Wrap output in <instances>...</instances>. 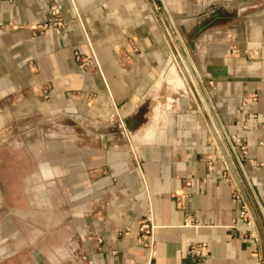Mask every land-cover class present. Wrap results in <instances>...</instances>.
I'll use <instances>...</instances> for the list:
<instances>
[{
    "label": "crops",
    "instance_id": "obj_1",
    "mask_svg": "<svg viewBox=\"0 0 264 264\" xmlns=\"http://www.w3.org/2000/svg\"><path fill=\"white\" fill-rule=\"evenodd\" d=\"M151 1L183 47L179 31L186 37L207 13L225 16L212 38L194 40V63L187 58L221 139L244 143L241 176L200 113L150 117L151 99L143 114L169 55L147 0H0V264H264V0ZM51 3L62 29L40 27ZM53 111L110 129L100 146L30 139L38 130L28 119ZM8 128L26 138L28 206L6 188V153L23 155L4 142ZM141 128L131 143L105 142ZM145 217L151 252L135 240ZM192 242L203 243L202 255Z\"/></svg>",
    "mask_w": 264,
    "mask_h": 264
},
{
    "label": "rangeland",
    "instance_id": "obj_2",
    "mask_svg": "<svg viewBox=\"0 0 264 264\" xmlns=\"http://www.w3.org/2000/svg\"><path fill=\"white\" fill-rule=\"evenodd\" d=\"M211 13H207L206 15L202 16L201 18L203 20L209 19ZM202 21V20H201ZM196 23H198L196 21ZM169 29V28H168ZM212 26L202 29L199 34H193V32H189L187 36L185 37V31L184 33L179 31L180 38L183 40V46H181V43L178 41V39L173 36V34L170 32V40L175 48V51L177 53V56L183 65L185 69V73L187 74V77L189 78L191 82V86L189 85L178 61L175 55L173 54L169 43H167L169 55L167 59V65L165 71L160 76V80L155 84L154 89L152 90V93L150 94V97L148 96L145 99V103L143 104V114L148 111V108L150 106V100L152 99V108L155 109L153 113H151L150 117H154L157 114H165V113H200L203 119V123L205 127L209 130H211L209 126L210 121L211 124L214 125L212 120L210 119L208 111H206V106L204 104V101L202 99L201 94L199 93V90L197 88V85L194 81V73L191 69L189 59L187 58V55L190 57V59L194 63V59L192 58L191 49L194 46V40L196 41L198 35L199 39L205 40V38H210L211 35H215L216 32L212 31ZM204 33V34H202ZM204 36V37H203ZM203 37V38H200ZM212 38V37H211ZM189 41L192 42V45H189ZM203 42V41H201ZM196 65V64H194ZM158 86V87H157ZM152 96V98H151ZM199 99V102L198 100ZM201 107L205 110V114L207 118L205 117L204 113L201 110ZM205 107V108H204ZM199 114V115H200ZM142 120V117H141ZM141 124V123H140ZM27 125H31L35 127L38 130L37 136L36 133L33 134L32 138H43L46 139L48 136L50 139H55L58 142L66 143L67 144H73L75 146H100L102 143V138L100 136V133L107 132V129L109 130V127L102 126L98 123H95L93 121H88L85 119L79 118L77 115H73L70 112L67 111H53L50 113H46V115H42V117H31L27 121ZM217 138L215 139V145L217 147V150L222 157V150H220V146L223 148L225 154L227 155V158L229 162L232 164V166L235 168L234 170L237 172L238 176L240 175V165L235 158L234 154L232 153V150L229 146L228 141H226L224 138L221 139L220 134L214 125L213 127ZM16 128H8V134L7 138L4 140L8 146L11 145H17L19 147L23 148V155L22 157L18 155L17 159H13V155L9 152L6 153V162H7V173H6V179L5 182L7 183L6 188L11 192H14L17 190V196L21 194V196L24 198L23 205L28 206L29 202L26 200V197H31V195L34 193V189L32 186L35 184L34 179L31 177H28L29 174V166H30V159L26 153L25 149V136L22 135L21 131H18V134L15 132ZM24 131V130H23ZM131 133H127V130H123L122 133H115L112 138L106 139V143L109 144L111 142L120 143L122 141L130 142L135 139L134 137H139L138 135L145 134L144 128H141V133L137 135H132L135 131H130ZM50 133V134H48ZM21 134V135H20ZM36 136V137H35ZM133 139H132V138ZM143 139V138H142ZM220 144V145H219ZM239 152V151H238ZM242 162V159H241ZM21 174L22 176L19 177L17 180L20 185L19 187H14L13 184L15 182L14 174ZM39 178V174L35 173L34 178ZM241 179V178H240ZM16 181V182H17ZM242 182V181H241ZM244 183V181H243ZM40 189V188H39ZM245 189V187H244ZM246 191V190H245ZM36 208V207H35Z\"/></svg>",
    "mask_w": 264,
    "mask_h": 264
},
{
    "label": "built area",
    "instance_id": "obj_3",
    "mask_svg": "<svg viewBox=\"0 0 264 264\" xmlns=\"http://www.w3.org/2000/svg\"><path fill=\"white\" fill-rule=\"evenodd\" d=\"M48 12L50 18L45 22L41 23L40 27L44 29L45 27L51 26L57 29H62L66 22L60 13L59 7L55 3H51L48 6ZM132 49L134 50V47H132ZM75 57L79 59L82 65H85L88 62L86 61V59L81 58L80 55L76 52H75ZM252 98H254V94L252 95ZM227 141L238 163L241 164V159L244 156L243 155L244 143L238 137H227ZM232 197L235 200L242 201L243 199L236 187L233 189ZM238 217H240L241 220L246 223L250 221V216L245 204H243L240 210L238 211ZM153 226L154 225L147 217L141 219L138 225L136 226V235H135L136 243L147 248L148 251L150 252L152 251L154 246ZM203 246H204L203 243H198V242L190 243V249L195 256H200L203 254V250H202Z\"/></svg>",
    "mask_w": 264,
    "mask_h": 264
},
{
    "label": "water",
    "instance_id": "obj_4",
    "mask_svg": "<svg viewBox=\"0 0 264 264\" xmlns=\"http://www.w3.org/2000/svg\"><path fill=\"white\" fill-rule=\"evenodd\" d=\"M147 1L150 3V6H151V8H152V10H153V12H154V14H155V17H156V19H157V21H158V23H159V25H160V27H161V29H162V32H163L164 35H166V38H167V40H168V36H167V34H165L166 32H165L164 25L162 24V21H161L159 15H158V13H157V11H156V9H155L153 3H152V1H151V0H147ZM224 18H225V16H220V15H214V16H213V15H212L209 19H206L202 24H200L199 26H197V27L195 28V31H194L193 34H194V35H195V34H199V32L202 31V29L207 28V27H210V26H213V25H216V24L220 23L221 21H223ZM189 45H192V42H191V41H189ZM220 150H221V149H220ZM221 153H222V155H223V151H222ZM225 161H226V163L228 164L227 160H225ZM227 164H226V165H227ZM227 168H228V170L231 171V173H232L233 168H232V166H231L230 164L227 165ZM233 172H234V171H233ZM240 191L242 192V193L240 192L241 195H242V198L245 197L243 190L241 189ZM243 200H244V203L248 206V209H249V211H250V213H251V215H252V217H253V219H254V222L256 223V216L254 215V211H253V209H252V207H251V205H250V202H249L248 199H246V198H243ZM256 226H257V223H256ZM261 247H262V244H261ZM262 253H263V249H262ZM262 257H263V256H262ZM263 259H264V258H263Z\"/></svg>",
    "mask_w": 264,
    "mask_h": 264
},
{
    "label": "bare ground",
    "instance_id": "obj_5",
    "mask_svg": "<svg viewBox=\"0 0 264 264\" xmlns=\"http://www.w3.org/2000/svg\"><path fill=\"white\" fill-rule=\"evenodd\" d=\"M168 43H169V46H170V48H171L173 54H174L175 57L177 58V61H178L179 65H180V67H181V69H182V71H183V73H184V75H185V77H186V79H187L189 85L191 86V82H190L189 78L187 77V74L185 73V69H184L183 65L181 64V62H180V60H179V58H178V56H177V53H176V51H175V48H174V46H173V44H172V42H171V40H170L169 38H168ZM197 100H198V102H199V99H197ZM201 110H202V112L205 114V110L203 109V107H201ZM205 116H206V114H205ZM206 118H207V117H206ZM208 122H209V120H208ZM208 124H209V126H210V128H211V131H212V133L214 134L215 138H217V135H216V133H215V131H214V129H213L212 124H211L210 122H209ZM219 145H220V144H219ZM220 148H221V150L223 151V156H224V158H226V160L229 162V160H228V158H227V155L225 154L223 148H222L221 146H220ZM240 194H241V193H240ZM241 196H242V195H241ZM247 210H248V209H247ZM248 213H249V212H248ZM249 216H250V215H249ZM250 219H251V218H250Z\"/></svg>",
    "mask_w": 264,
    "mask_h": 264
}]
</instances>
